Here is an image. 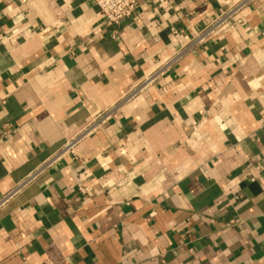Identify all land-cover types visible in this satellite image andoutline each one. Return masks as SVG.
<instances>
[{
  "label": "crops",
  "instance_id": "0c3cea01",
  "mask_svg": "<svg viewBox=\"0 0 264 264\" xmlns=\"http://www.w3.org/2000/svg\"><path fill=\"white\" fill-rule=\"evenodd\" d=\"M137 1L0 0V264H264V0Z\"/></svg>",
  "mask_w": 264,
  "mask_h": 264
},
{
  "label": "built area",
  "instance_id": "2783aa9c",
  "mask_svg": "<svg viewBox=\"0 0 264 264\" xmlns=\"http://www.w3.org/2000/svg\"><path fill=\"white\" fill-rule=\"evenodd\" d=\"M99 8V13L103 18L105 24L110 27L118 25L121 22L131 19L136 14L138 8L137 0H94ZM214 30L212 27L207 29L202 38L213 35ZM77 139H73L68 143V148L75 147ZM44 264H54L50 261L44 262Z\"/></svg>",
  "mask_w": 264,
  "mask_h": 264
}]
</instances>
